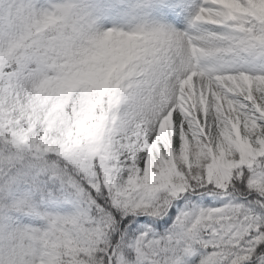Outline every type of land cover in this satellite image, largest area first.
<instances>
[{
	"label": "snow or ice",
	"instance_id": "1",
	"mask_svg": "<svg viewBox=\"0 0 264 264\" xmlns=\"http://www.w3.org/2000/svg\"><path fill=\"white\" fill-rule=\"evenodd\" d=\"M104 15L0 0V264H264V0Z\"/></svg>",
	"mask_w": 264,
	"mask_h": 264
},
{
	"label": "rangeland",
	"instance_id": "2",
	"mask_svg": "<svg viewBox=\"0 0 264 264\" xmlns=\"http://www.w3.org/2000/svg\"><path fill=\"white\" fill-rule=\"evenodd\" d=\"M41 2L46 3L47 0H41ZM75 2L87 11L102 7L105 10V15L100 21L103 27L119 26L127 30L140 23H163L177 30H184L187 21L192 20L196 11V5L200 3V0H168L154 12L151 9L145 8L149 0H75ZM178 3L181 6V12L179 11V7H177ZM180 14L181 20L174 23L175 18L180 16ZM203 27L212 28L213 26L204 25ZM49 188L54 195L57 194L58 185L49 184ZM39 207L41 210L59 211L61 213L71 211L69 205H51L45 203ZM19 223H31L39 226L43 222L37 218L21 215L19 216Z\"/></svg>",
	"mask_w": 264,
	"mask_h": 264
},
{
	"label": "trees",
	"instance_id": "3",
	"mask_svg": "<svg viewBox=\"0 0 264 264\" xmlns=\"http://www.w3.org/2000/svg\"><path fill=\"white\" fill-rule=\"evenodd\" d=\"M195 200L199 201L200 198L199 197H194ZM213 199H216L215 197H212V196H207V197H204L203 200L205 203H209L211 202ZM224 201L223 200H219L218 203H223ZM137 219H141V218H138ZM137 227V225L135 223H133L132 225L129 226V231L130 233L132 232V230H134L135 228Z\"/></svg>",
	"mask_w": 264,
	"mask_h": 264
}]
</instances>
